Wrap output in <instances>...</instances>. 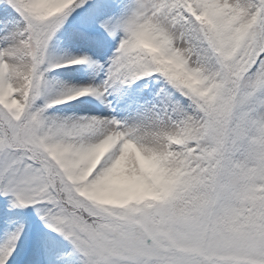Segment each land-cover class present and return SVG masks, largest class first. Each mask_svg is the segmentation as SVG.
<instances>
[{
    "label": "snow or ice",
    "instance_id": "6c2138e0",
    "mask_svg": "<svg viewBox=\"0 0 264 264\" xmlns=\"http://www.w3.org/2000/svg\"><path fill=\"white\" fill-rule=\"evenodd\" d=\"M0 196V264H264V0H0Z\"/></svg>",
    "mask_w": 264,
    "mask_h": 264
},
{
    "label": "rangeland",
    "instance_id": "374dc122",
    "mask_svg": "<svg viewBox=\"0 0 264 264\" xmlns=\"http://www.w3.org/2000/svg\"><path fill=\"white\" fill-rule=\"evenodd\" d=\"M3 200H5V197H2L0 201H3ZM15 215L21 216V214L19 213V210L15 211ZM23 216H28L29 218H31L32 224L34 227L43 229V225L40 222H38V219L35 217V213L32 211V209L30 208L23 209ZM4 226L5 225L3 221H0V230H2ZM43 230L47 231L46 229H43ZM51 235L53 237L52 247H53L54 252H61V251L71 252V245L69 244L68 241L64 240L58 234L52 233ZM70 264H77V256L75 253H73L72 256L70 257Z\"/></svg>",
    "mask_w": 264,
    "mask_h": 264
}]
</instances>
